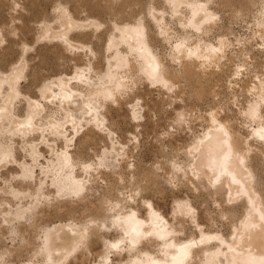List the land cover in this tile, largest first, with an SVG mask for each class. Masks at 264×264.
Masks as SVG:
<instances>
[{
	"label": "bare ground",
	"instance_id": "1",
	"mask_svg": "<svg viewBox=\"0 0 264 264\" xmlns=\"http://www.w3.org/2000/svg\"><path fill=\"white\" fill-rule=\"evenodd\" d=\"M129 1L127 7L130 9L123 7L118 12L121 15L120 23L116 24L118 37L110 36L109 45L126 43V49L136 62L137 75L175 93L174 101L180 102L183 96L191 102L195 100L191 108L183 106L177 110L179 119H183L177 121L176 127L180 129L183 121L190 127L197 124L201 127L200 135L184 141L181 146H172V156L163 154L156 163L135 171L131 185L126 183L128 181L119 180L118 183L120 176L90 192L78 207L81 212L75 217V222L59 224L54 227V233L45 234L41 251L34 254L38 252L43 256L38 264H60L59 258L68 256L86 264L91 250L100 244L103 248L96 251L92 264H264V192L258 187V178L264 171V62L256 53H264V39L260 46L255 41L256 49L249 46L247 38L236 46L229 37L231 25H225L221 15L217 19L208 0H150L146 8L140 0ZM257 1L239 0L238 12H250ZM63 9L66 6L62 5L57 14L60 29L56 30L54 22L42 25L46 35L56 36L62 41L70 29L80 24L70 14L63 13ZM136 12L141 16L134 17L135 20L125 16ZM259 24L264 27V21ZM259 31L264 33V28ZM174 38L181 42L175 45L171 42L175 49L168 53L165 42ZM150 39L155 42L152 47ZM66 42L67 48L73 50L81 48L84 51V48L91 47L87 42L68 38ZM116 53L118 55L109 60L108 72L100 76L99 90L104 97L111 96L116 87L124 86L119 79L120 69L114 68L127 64L128 59L127 55L125 58L120 54L121 51ZM19 68L0 73V103L4 109H0V130H3L4 123L9 127L16 123L12 116V102L21 100ZM86 69L90 68L77 69L70 77H60L43 85L40 91L46 101L51 102L53 97L64 100L68 105L81 102L83 93L68 87V81L82 79ZM125 69L129 76L135 75L131 68ZM53 84L59 91H53ZM221 88L226 90L224 99L227 100L223 96L221 99L224 101L220 99ZM85 100L84 106L80 105L78 109L83 115H88V121L94 118V125L102 128L104 118L95 104V97L86 96ZM32 101L35 105L29 107L27 119H43L37 127L50 126L52 133L64 136L63 139L70 142L72 137L67 134L64 119L56 116L58 109L63 108V117L71 115L74 136L85 129V116L80 118L61 105L62 108L54 107L46 117L41 103ZM0 149L5 156L6 148L0 144ZM68 155L67 150L61 154L64 157ZM74 159L80 162L79 156ZM98 162L102 159L99 158ZM73 166L72 163L61 164L62 168L67 167L71 171ZM88 166L86 163L83 167ZM61 180L57 189L64 192L60 195L66 198L78 197L85 188V180L68 171ZM177 187L184 188L189 197L187 200L184 199L186 196L175 198L167 217L157 209L161 217L158 216L146 194L151 191L166 194ZM205 189L210 191V196H205ZM141 198L147 200L152 227L146 224V219L138 211ZM246 198L251 199L250 206L246 205ZM196 202L208 208L211 204L219 215L209 213L207 225L201 219ZM116 230H119L117 236L107 237ZM7 252L1 250L0 257Z\"/></svg>",
	"mask_w": 264,
	"mask_h": 264
},
{
	"label": "rangeland",
	"instance_id": "2",
	"mask_svg": "<svg viewBox=\"0 0 264 264\" xmlns=\"http://www.w3.org/2000/svg\"><path fill=\"white\" fill-rule=\"evenodd\" d=\"M140 1L144 3L145 8L151 3L150 0ZM173 1L170 0V2ZM238 1L208 0L207 3L210 9L217 14V19L221 15L223 23L231 25L232 33H229V37L236 46L243 44L247 38L250 40L249 46H255L256 49L258 48L256 45L260 46L259 43L264 39V33L259 31L264 28L259 24L264 21V0L253 4L250 12L243 11L241 14L238 12L241 5ZM128 2L130 1L0 0V73L15 71L14 67H20L19 74L21 75L18 81L21 100L12 102V116L15 117L16 123L10 127L4 123L3 130H0V144L7 150V152L4 151V156L0 149L2 156L0 157V251H8L0 257V264H28L29 262L38 264L43 260V256L38 252L43 247L45 234L54 233V227L59 224L75 222V217L81 212L77 209L90 192L120 176L122 178L118 179V183L119 180L120 182L128 181L126 183L131 185L134 182L132 180L135 178V171H142L144 167L156 163L158 159L163 158V154L168 157L172 156L170 153L172 146H181L184 141L192 140V137L196 138L200 135L201 127L197 124L190 127L183 121L180 129L176 127L177 121L183 119H179L177 110L183 106L191 108L195 102L193 98L194 102L188 100L187 96L178 97L177 99H181L180 102L179 100L174 101L175 93L153 85L146 77L137 75L136 62L132 57L133 54L126 49V43L109 45L110 36L118 37L116 24H119L121 19L118 12L123 7H127ZM225 3H228L226 8ZM58 5L60 6L57 7ZM62 5L66 6L62 12L66 15L70 14L80 23L77 28L75 26L69 30L68 34L63 37L64 41L56 36L46 35L42 27L47 22H54L56 30L60 29V23L57 24L59 19L57 14ZM125 16L135 20L134 17L138 18L141 15L136 12L125 14ZM144 21L149 27V23L145 19ZM67 38L75 42H87L91 47L84 48V51L81 48L69 49ZM255 41L258 42L256 45ZM153 42L152 39L149 40L151 47ZM171 42L175 45L181 40L174 38L173 41L165 42V49L168 53L175 49ZM116 51H121L120 54L125 58L127 55L128 59L127 64H122L118 68L113 67L114 70L120 69L119 79L124 86L116 87L111 96L104 97L99 90L100 76L108 72L109 60L118 55ZM256 53L257 56L259 54L260 60L262 58L263 63L264 53L260 51ZM83 67L90 69H86V74L82 79L72 78L68 81V87L75 92L83 93L81 102L68 105L64 100L53 99V97H51V102L46 101V97L40 91L43 85L57 81L60 77H70L77 69ZM125 68H131L135 75L129 76ZM123 74L127 76L123 77ZM54 84L52 85L53 91H59ZM222 88L225 89L223 86ZM222 88L220 99L222 96L223 99L226 98V90ZM86 96L95 97L97 101L95 104L102 119L104 118L102 128L94 125L96 124L94 118H89L88 121V115L86 113V116L83 115L78 109L80 105L84 106L83 101H86ZM185 98L189 103L187 100L185 102ZM32 100L41 103L46 117L54 107L59 108L61 105L66 106L68 111L70 109V112L77 113L80 118L85 116L83 120L85 129L74 136L71 115L63 117L65 110L62 107L58 109L56 116L64 119L63 125L67 129V134L72 137L70 142H66L63 139L64 136L59 137L52 133L50 126L37 127L43 119H27L29 107L35 105ZM198 103L201 105V102ZM1 105H3L2 102L0 103L2 111ZM176 115L178 119L175 118ZM187 121H189L188 118ZM84 139L86 140L82 143ZM33 147L36 148L35 151L32 150ZM65 150L69 154L68 157L61 156ZM75 156L80 157L79 163L74 159ZM98 157L102 159V162H98ZM70 163L74 165L72 171L67 167H61V164L70 165ZM86 163H89V166L84 168ZM67 171L73 173L76 178L85 180V188L78 197L73 195L72 198H66L65 195H60L64 192H59L57 189L58 183L62 181ZM258 179L260 180L258 187L264 192V171ZM175 188L166 194L151 191L146 194V197L152 201L156 211L158 209L167 217L168 213H171L175 198L189 197L184 188ZM207 190L205 189L204 194L210 196V191L207 192ZM97 192L100 193V190ZM143 193L144 191L141 194ZM250 200L246 198L247 206H250ZM198 206L200 215H202L201 219L207 225L209 213L219 215L211 204L210 208L201 204ZM138 207L141 217L145 218L146 224L152 227V214L149 212L147 200L141 198ZM157 214L160 216L158 211ZM206 230L208 231V228ZM118 233L119 230L112 231L107 237L114 238ZM102 248V244L94 246L87 257L86 264H92L96 258V251ZM35 251H38L36 255H34ZM58 263L84 264L81 260H75L70 256L59 258Z\"/></svg>",
	"mask_w": 264,
	"mask_h": 264
}]
</instances>
